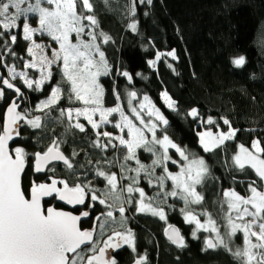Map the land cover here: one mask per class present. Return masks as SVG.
I'll return each instance as SVG.
<instances>
[{"label": "snow or ice", "instance_id": "1", "mask_svg": "<svg viewBox=\"0 0 264 264\" xmlns=\"http://www.w3.org/2000/svg\"><path fill=\"white\" fill-rule=\"evenodd\" d=\"M139 3L151 5L153 0H139ZM136 5L137 0H129L128 28L132 32H137ZM92 13L90 0H0V41L3 42L0 65L7 71L6 76L0 74V101L5 100L6 89L15 93L0 122V264H117L109 255L110 249L118 250L127 245L136 252L135 234L131 228L123 226L128 220L126 212L134 207L136 214H150L164 221L167 219L165 206L171 207L168 205L170 197L183 201L184 207L180 211L186 223L195 225L191 233L194 239L199 238L198 232L208 233L204 237V251L222 248L237 264H264V145L261 140L254 139L251 148L240 144L231 158L233 171L246 173L250 169L257 178L248 183V195H242L234 188L224 189L217 202L216 216L205 209L200 215L207 219L202 222L192 205L203 204L204 197L197 188L211 175L207 162L170 138L167 134L169 119L149 95L144 94L141 98L137 91L126 89L122 98L114 89V106L104 105L105 90L100 77L108 76L112 69L101 44H108L112 37L99 31V22ZM33 17L38 18V27L29 23ZM18 31L30 42L26 51L32 57L23 63L22 70H17L15 63H6V56H16L11 45L16 43ZM36 33L46 34L58 45L52 49L51 57L45 54V46L34 39ZM164 56L178 59L174 49L166 53L157 51L155 58L147 63L155 68ZM245 63L246 58L242 55L232 60L237 68ZM167 67L175 71L171 63ZM54 68L59 69L61 82L51 87L34 110L22 109L27 97L15 81L19 80L32 92H43L45 85L53 80ZM29 69L38 76L33 78ZM120 75L132 84L133 76L128 71H122ZM140 75L136 73V76ZM64 84L69 86L66 97ZM161 96L169 110L178 112V104L167 90ZM63 98L70 104L79 102L82 107L59 108ZM54 110L57 115H53ZM33 111L40 114L33 115ZM186 116L201 124L220 127L212 116L202 118L196 107L188 110ZM81 118L95 133V139L90 140L92 148L102 153L111 148L119 154L112 159L103 157L95 163L90 159L87 162L76 160L80 154L76 150L70 156L66 155L61 148L67 143L66 137L74 131L87 132ZM220 119L228 126L226 132L214 133L209 128L196 133L205 153L214 152L235 138L238 130L232 128L229 119ZM53 124L63 126L64 133L56 135L51 129ZM109 124L119 134L100 131ZM22 126L38 131L39 139L51 135V142L43 151L31 154L21 146L11 148L9 142L20 136ZM170 149L178 153L180 160L172 158ZM139 150L151 154L149 164L141 161ZM169 162L178 165V171H170ZM57 163L63 164L68 178L55 176L54 165ZM29 167L36 174L51 175L45 182L33 180L26 189L22 178ZM112 167L119 168V176L111 171ZM157 169H161L159 174ZM90 174L92 179H89ZM141 178L150 188L157 189L154 196L149 197L139 186ZM96 179L104 181L103 189L95 186ZM168 181H171L170 189ZM47 199L73 207L84 206L85 209H94L97 203L104 206L105 211L95 217L99 232L95 226L91 230L81 228L80 222L90 216L89 210L73 214L54 205L45 207ZM116 213L119 214V230L112 227L117 224ZM218 221L223 223V231ZM164 231L177 248L187 247L178 228L169 224ZM238 233L243 236L242 246L233 248ZM94 234L101 239H96ZM134 264H147V254L137 255Z\"/></svg>", "mask_w": 264, "mask_h": 264}, {"label": "trees", "instance_id": "2", "mask_svg": "<svg viewBox=\"0 0 264 264\" xmlns=\"http://www.w3.org/2000/svg\"><path fill=\"white\" fill-rule=\"evenodd\" d=\"M90 2L93 4L92 14L99 22V31L112 37L108 44H101V50L105 52L112 69L108 76L100 77L105 90L104 105L114 106V89L121 93L122 98L126 95V89L137 91L138 97L149 95L169 119L167 134L170 138L187 152L205 159L211 175L198 188L204 201L202 205L192 206L196 214L200 215L206 209L216 216L217 202L222 198L224 189L234 188L240 194L248 195V183L257 178L250 169L246 173L233 171L231 158L240 144L251 148L252 141L260 139L264 145V0H153L151 5L140 4L137 0V32L128 28L129 0ZM16 34L17 41L11 45L16 56H6V63H15L17 70H22L23 63L29 58L26 50L30 44L23 39L22 32L18 31ZM2 43L0 41V45ZM173 49L178 59L164 56L155 68L148 65L147 61L154 59L157 51L166 53ZM241 55L246 58V63L237 68L232 60ZM169 63L175 71L167 67ZM122 71H128L133 76L132 84L120 75ZM136 73L141 75L136 76ZM58 82H61L58 68H54L53 80L45 85L43 92H32L19 80L15 81L27 97L22 103V109L28 110L35 106ZM68 87L67 84L63 85L65 97ZM164 90L177 102L178 112L169 110L165 105L161 96ZM14 95L10 90L6 92L1 105L0 122L3 120L4 108ZM80 105L79 102L70 104L63 98L58 107ZM124 106L127 112L126 100ZM193 107L199 110L202 118L212 116L219 123V129L225 132L228 126L223 125L220 118L229 119L232 128L238 130L235 138L226 142L222 148L205 153L196 134L201 131L203 124L186 116L187 111ZM57 114L54 110L53 115ZM204 125L217 130L215 125ZM85 126L86 133L74 131L66 137L67 143L61 146L66 155L70 156L76 150L80 153L76 160L87 162L90 159L95 163L103 157L112 159L119 154L111 148L106 153L92 148L90 140L95 139V133L90 125ZM51 129L55 130L56 135L64 133L61 125L53 124ZM20 133L14 145H22L30 154L43 151L51 142V135L39 139L40 133L28 126H22ZM138 154L143 163L151 162V154L143 150H139ZM172 155L178 157L175 151ZM130 163L135 166L134 162ZM169 166L171 169L177 168L176 165ZM54 167L57 178H68L63 164H56ZM111 171L120 173L118 167H112ZM160 171L161 169H157V174ZM45 175L51 173L34 175L31 167L26 168L22 178L23 186L27 189L33 180L39 181ZM89 179H92L91 174ZM94 184L97 188H104L102 179L94 180ZM139 186L151 197L156 194L157 189L150 188L143 178ZM167 187L171 188V181L167 182ZM172 200V207L165 206L168 221L182 229L187 247L178 249L166 244L159 220L140 216L135 221L138 248L143 249L146 245L150 249L151 264H237L233 256L222 248L204 251L206 233H199V238L194 239L191 235L194 227L185 222L184 214L180 211L184 207L183 201L176 198ZM47 204L49 203H45V207ZM56 207L60 205L56 203ZM221 226L223 229V225ZM241 245V235H237L232 246L235 248Z\"/></svg>", "mask_w": 264, "mask_h": 264}, {"label": "flooded vegetation", "instance_id": "3", "mask_svg": "<svg viewBox=\"0 0 264 264\" xmlns=\"http://www.w3.org/2000/svg\"><path fill=\"white\" fill-rule=\"evenodd\" d=\"M0 74L5 75L3 69H0ZM5 91L7 92L8 90L6 89ZM7 105H6V107H7ZM5 108H4V110H5ZM3 114H4V111H3ZM169 164L174 165L171 162H169ZM169 164H168V168H170ZM169 170L172 171V170H175V169H171L170 168ZM146 194L149 197H151V195H149L148 193H146ZM169 199H170V201L168 202V205H171V207H172L173 200H172L171 197ZM52 201H54V202L51 204ZM52 201L51 202H48L49 204H47V205H54V206H56V203H57L56 200H52ZM60 207H62V206L60 205ZM83 210H89L90 211V216L81 223V228L83 230L84 229L91 230L95 226L97 228V232H99L98 222L95 220V217L98 214H100L101 212L105 211L104 206L99 205L97 203L94 209H85L84 206H79L78 208L74 209L73 211L76 214H79ZM165 210H166V214L168 215L166 208H165ZM115 215L117 217V224L116 225H113L112 227L114 229H116V230H119V227H120L119 214L116 213ZM126 215L128 217V220L124 223L123 226L125 228H131V230L134 232V234H135V242H136V252L133 253L132 250L127 245L123 246L121 249H118V250H111L110 249L109 250V255L112 256V257H114L116 259L117 264H134V258L137 255H143L145 253L147 254V264H151L152 257H151V251H150V249L148 247H146V245H145V247L143 249H139L138 248V230L135 228V223H136L135 221H136V219H139L140 216H144V217L149 218V219H155V221H158L159 220L158 222L160 223V225L162 227L161 232H162V237H163L164 241L166 242V244H168V245H170V246H172L174 248H177L164 235V230L168 227V225L169 224L170 225L171 224H174V223H170L168 221V217H167L166 220L162 221L158 217H153L150 214H136L134 207L133 208H130L126 212ZM180 230H181L182 235L185 237V235H184V233H183V231H182L181 228H180ZM106 234H107V232H106ZM94 236H95L96 239H101V237H99L98 235H95L94 234ZM105 238H106V236H105ZM185 239H186V237H185ZM186 244H187V241H186ZM178 249H181V248H178ZM121 256H122V258H121Z\"/></svg>", "mask_w": 264, "mask_h": 264}, {"label": "rangeland", "instance_id": "4", "mask_svg": "<svg viewBox=\"0 0 264 264\" xmlns=\"http://www.w3.org/2000/svg\"><path fill=\"white\" fill-rule=\"evenodd\" d=\"M80 10H81V9L78 7V11H80ZM86 14H87V13H86ZM29 23H30L33 27H38V18H35L34 20H33V19H30ZM34 39L36 40L37 43L43 44V45L45 46L44 52H45V54L48 55L49 57H51L52 49H56V48H58V45H57L55 42H53V41L51 40V38L48 37L46 34H45V35H40L39 33H36V34H34ZM85 39H88V38L85 37ZM99 41H100V39L98 38V41H97V42L99 43ZM74 42H75V38H74ZM100 42H101V41H100ZM29 44H30V42H29ZM30 59H32V57L29 56L28 60H30ZM0 69H3V70H4V67H3L2 65H0ZM28 71H29V74H30L33 78H36V76H38V73L34 72L33 70L29 69ZM4 74H5V76H6V75H7V71H5ZM45 98H46V97H45ZM141 98H142V97H141ZM134 103H135V101H134ZM77 107H82V105L77 106ZM34 109H35V106H32V107L29 108L28 110H34ZM37 114H40V113L33 111V115H37ZM97 119H98V117H97ZM80 122H81V123H84V124H87V121L84 120L83 118H81V121H80ZM137 123H138V122H137ZM206 129H209V128L205 127V125L203 124V125H202V129H201V131H204V130H206ZM210 129H211L214 133L217 132V131H222V130H220V129H217V130H214V129H212V128H210ZM104 130H107V131L112 132V133H114V134H119V131H118L117 129H114V128L112 127L111 124H109V125L105 126L104 128H101V129H100V131H104ZM17 146H21V147H23L22 145H14V144H13L12 148H15V147H17ZM23 148H24V147H23ZM24 149H25V148H24ZM25 150H26V149H25ZM169 151H170V155L172 156L173 159L180 160V157H179L178 153H176V155H178L177 158H175V157L172 155V152L175 151L174 149H170ZM204 160H205V159H204ZM176 166H177V168H176L175 170H172V172H176V171H178V165H176ZM117 175L119 176V174H117ZM48 176H49V175H45L43 178H41V180L36 181V182H37V183H39V182H45V181L48 179ZM198 188H199V186H198ZM198 188H197V190H198ZM53 202H54V201H52L51 204H52ZM192 206H193V205H192ZM208 212H209V211H208ZM209 213H210V212H209ZM197 215H198V214H197ZM214 217H215V216H214ZM199 218L201 219L202 222H204V221L207 219V217L204 216V215H199ZM218 223H219V222H218ZM192 225H193V227H195L194 224H192ZM221 225H223V224H222V223H221V224L219 223V226H220V227H222ZM193 229H194V228H193ZM221 230L223 231V229H221ZM202 232H203V231L198 232L197 235L199 236V233H202ZM204 233H205V232H204ZM206 235H208V233H206L205 236H206ZM237 235H241L242 242H243V236H242V233H238ZM235 239H236V237L234 238L233 242H235ZM241 246H242V245H241Z\"/></svg>", "mask_w": 264, "mask_h": 264}, {"label": "water", "instance_id": "5", "mask_svg": "<svg viewBox=\"0 0 264 264\" xmlns=\"http://www.w3.org/2000/svg\"><path fill=\"white\" fill-rule=\"evenodd\" d=\"M2 102H3V101H0V110H1ZM5 110H6V108H5ZM5 110H4V112H5ZM18 138H19V137H14V139H13L12 141L9 142L11 148H12L13 144L17 141ZM64 153H65V152H64ZM57 164H62V163H57ZM32 170H33V169H32ZM33 173H34V171H33ZM42 174H45V173H40V174H36V173H34V175H42ZM51 201H52L51 199H47L45 203H48V202H51ZM56 202H57L59 205L62 206V207H56V206H55L56 208H58V209H60V210H64V211H71V212H73V214H76L73 210L79 207V206L73 207L72 205H67V204H65V203L62 202V201H57V200H56ZM48 206H50V205H48ZM87 218H88V217H87ZM87 218H82L80 224H81L84 220H86ZM171 225L174 226V227H176V228H178V229L180 230V228H179L178 225H176V224H171ZM82 230H83V229H82ZM84 230H89V229H84ZM180 232H181V230H180ZM181 234H182V233H181ZM164 235H165V231H164ZM165 237L167 238L166 235H165ZM167 239H168V238H167Z\"/></svg>", "mask_w": 264, "mask_h": 264}]
</instances>
